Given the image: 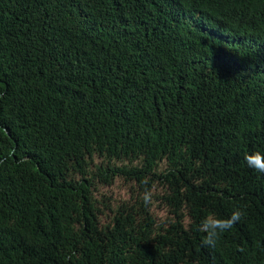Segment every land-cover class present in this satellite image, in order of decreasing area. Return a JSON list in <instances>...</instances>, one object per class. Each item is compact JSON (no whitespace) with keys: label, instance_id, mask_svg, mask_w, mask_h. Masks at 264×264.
<instances>
[{"label":"trees","instance_id":"1","mask_svg":"<svg viewBox=\"0 0 264 264\" xmlns=\"http://www.w3.org/2000/svg\"><path fill=\"white\" fill-rule=\"evenodd\" d=\"M255 152L264 0H0V264H264Z\"/></svg>","mask_w":264,"mask_h":264},{"label":"clouds","instance_id":"2","mask_svg":"<svg viewBox=\"0 0 264 264\" xmlns=\"http://www.w3.org/2000/svg\"><path fill=\"white\" fill-rule=\"evenodd\" d=\"M245 161L248 167L255 171L264 174V153L255 152L245 156ZM242 213L237 210L232 214V217L227 221H215L213 222L214 227L226 229L232 226L233 223L241 218Z\"/></svg>","mask_w":264,"mask_h":264},{"label":"rangeland","instance_id":"3","mask_svg":"<svg viewBox=\"0 0 264 264\" xmlns=\"http://www.w3.org/2000/svg\"><path fill=\"white\" fill-rule=\"evenodd\" d=\"M107 192L114 194L116 198H126L127 195V187L122 183V181H119L115 186H113L110 189H106ZM160 216H163L162 212H159Z\"/></svg>","mask_w":264,"mask_h":264}]
</instances>
